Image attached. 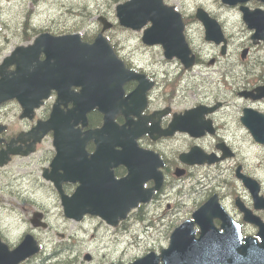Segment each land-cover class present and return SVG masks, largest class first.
I'll list each match as a JSON object with an SVG mask.
<instances>
[{"label": "water", "instance_id": "water-1", "mask_svg": "<svg viewBox=\"0 0 264 264\" xmlns=\"http://www.w3.org/2000/svg\"><path fill=\"white\" fill-rule=\"evenodd\" d=\"M245 1L247 0H222L229 5ZM240 9L247 27L255 29L251 36L254 42L264 39V11L259 8L250 10L243 5ZM116 15L120 24L133 29H139L147 21H151V26L144 30L142 40L149 44L162 43L165 56L183 57L186 66L192 63V57H187L189 48L182 33L181 16L172 7L164 6L162 0H128L116 7ZM197 17L205 26L207 40H214L216 43L222 40L219 26L202 9L198 10ZM99 19L104 24L103 28L110 26L104 18ZM245 53L246 49L242 56ZM41 54L44 55L43 59H40ZM11 65L14 66L13 69H9ZM120 74L121 63L100 33L91 43L82 41L79 34L53 36L41 33L32 44L17 46L0 64V103L16 99L23 109L21 116H29L33 108L48 96L50 88L59 90L61 84L71 83L80 85L88 92L82 95L83 100L90 102L92 98L103 113L104 125L93 132L99 139V148L126 146L123 156L127 159L129 154L143 155L140 159L131 157V160L145 161L146 165L141 169L132 166L129 177L121 181L125 185L124 192L113 191L110 187L107 192L99 187L95 190V202L90 203V206L79 203L83 197L77 191L69 197L62 195L64 213L68 217L79 219L84 213H91L100 215L108 223L116 224L117 218H123L131 207L136 206L139 201L148 200L151 189L142 188L145 179L153 177L156 180L155 189L162 182V174L157 170L161 165L158 156L139 149L135 143L138 134H131L132 131L125 124L118 126L114 122L116 114L124 113L118 102V95L122 94L121 83L125 78L111 79L112 75L115 77ZM257 91L258 95H264V87ZM66 97L59 94V98ZM57 111L58 108L54 106L49 119L36 127L35 134L53 128L57 129L55 136L58 138L77 137L74 126L78 123L79 116L84 117L83 123L86 122L85 110L76 103V106L63 112L64 115L60 117L56 116ZM252 131L254 137L264 143V128L255 126ZM107 137L112 141L106 142L104 139ZM59 144L57 141L56 145ZM117 153L114 152L115 157ZM74 155V150L65 157L58 151L51 162L53 170L62 168L64 178L72 182L78 179ZM183 157L182 155L181 158ZM3 161L0 160V163ZM128 179L132 180L131 184L127 183ZM244 182L253 194L255 207L264 208V198H258L254 194L255 183L246 176ZM55 184L58 187L57 182ZM243 218L258 225L256 236L261 241L253 236L242 238L238 225L228 216L214 194L192 213V220L186 219L173 229L167 248L161 249L159 254L151 251L130 264H159V261L162 264H264V222L251 217L246 210ZM214 219L220 221L219 227L214 225ZM194 224L199 227L197 236ZM37 251L38 245L30 235L25 236L12 250L0 241V264H18Z\"/></svg>", "mask_w": 264, "mask_h": 264}, {"label": "rangeland", "instance_id": "rangeland-1", "mask_svg": "<svg viewBox=\"0 0 264 264\" xmlns=\"http://www.w3.org/2000/svg\"><path fill=\"white\" fill-rule=\"evenodd\" d=\"M122 1L124 0H0V61L16 45L25 42L20 33L25 24L36 31L57 26V31L75 30L91 37L100 29L97 16L102 15L112 22L104 35L120 57L139 65L153 62L163 71L181 73L183 79L178 88L184 89L183 93L186 92L185 86H190L195 91L194 101L214 98L222 100L224 106L220 109L221 120H232L238 130L246 132L238 121L241 107L255 105L264 108V101L257 104L239 98L236 94L239 87L228 84L227 78L232 73L246 74L264 70V41L252 45L251 31L243 23L237 5H223L220 0H178L187 17V41L199 58L193 68L184 70L176 60L165 62L159 46L143 45L139 32L125 29L117 23L115 6ZM247 5L250 8L258 6L264 9V3L256 0L248 1ZM198 6L205 8L221 22L228 38L225 54L220 53L218 46L204 40L201 23L193 16ZM244 47H248L249 52L245 59H241L240 52ZM182 147L183 145L168 144L166 152ZM239 148L236 156L216 166L200 169L193 176L178 182V193H175V189L167 196L177 207L170 209L163 219L160 220L157 216L162 208L152 206L148 208L146 215L141 214L142 219L135 220L134 211L125 223V228H109L98 216H87L80 222L67 219L54 194L47 188H36L38 204L44 205L52 228L63 233V237L53 230L38 231L36 238L43 246L42 252L25 264H57L65 261L71 253H78L81 264H105L111 259L132 261L148 250L159 252L161 247L168 244L172 228L190 217L209 191L221 194L230 209L234 193H240L249 199L241 182L234 176L236 163H242L249 175L264 184V148L252 149L244 142ZM260 162L261 168L258 167ZM20 164L25 165L26 161ZM17 210L12 204L0 206V226L10 233L12 240L18 237L21 230L16 228ZM84 252L93 255L91 262L83 260Z\"/></svg>", "mask_w": 264, "mask_h": 264}, {"label": "flooded vegetation", "instance_id": "flooded-vegetation-1", "mask_svg": "<svg viewBox=\"0 0 264 264\" xmlns=\"http://www.w3.org/2000/svg\"><path fill=\"white\" fill-rule=\"evenodd\" d=\"M166 3L177 5L178 9L183 12V7L179 1L166 0ZM184 20L186 22V17ZM57 28V26L48 27L45 30L57 34L67 32V30L57 31ZM22 32L25 41H31L35 36V34L31 35L26 33L27 31L24 29ZM92 37L90 40L85 41L91 42ZM40 59H43V55L40 56ZM123 60L127 71H133L141 76L139 78L130 77L124 81L122 85L123 96L118 99L122 102L124 113L116 115L115 122L118 125L125 124L126 128L133 129L134 131L145 130L143 134L137 137L138 145L159 153L158 155L162 161V167L160 169L163 176L162 187L158 191L153 192L148 202L140 203L133 210L135 211V220L142 219V215H146L148 208L152 206L162 208V212L157 216L160 220L163 219L170 209L177 207L176 204H173L167 199V196L168 193L175 189V193H178V182H182L183 179L190 175L193 176L200 169L221 164L228 158L225 157L214 163L187 164L182 161V154L190 152V157L203 159L210 156H220L224 153H230L232 155L229 157H234L240 149L239 146L241 147L242 142L252 149L264 148L262 144L256 141L252 132L238 130L232 120H221L220 109L224 106L222 100L214 98L212 100L194 101L195 91L190 86H185L186 92L183 93L184 89L180 90L178 88V85L183 79L181 73L163 71L157 68L153 62H148L146 65H139L125 59ZM170 60L176 59L164 58L165 62ZM198 60L199 58L195 54L196 64ZM243 81H246V83H243ZM227 83L232 84L236 88L239 87L236 90V94L238 93L239 95V92L242 90H251L256 86L262 85L264 83V71L246 74L232 73L227 78ZM61 86L63 92L68 96L81 91V86L74 83L69 85L61 84ZM137 87L140 90L134 98V111H131L128 107V104L131 102L130 94ZM57 96L58 90L52 88L49 96L34 109L31 117L23 118H20L22 107L16 99H10L0 103V154L16 149L24 150L23 153L9 152L7 155L3 154V158L7 157V161L0 164V206L3 207L12 204L18 209L15 212L17 215V226H15L21 229L18 237L12 240L9 237L10 233L0 226V238L9 247L17 245L27 233L32 234L36 238L37 232L40 230H53L57 234L63 235L56 228H52L44 205L38 204L35 197L36 188H47L54 194L55 199L60 202V193L53 182L47 177L49 175L47 173L50 172L51 160L55 155L53 133L49 131L47 133L40 132L35 135L30 134L39 122L49 118ZM246 99L257 104L264 101V97L259 99ZM216 103H219V106H215ZM89 105L87 104V106ZM197 105H202V107L188 114L191 120L185 123L187 130H175L169 134L158 135L163 130L170 129L181 122L180 118L175 117L176 114H182L185 110L194 108ZM71 106L72 102L70 101L65 104H60L63 110ZM213 106L215 108L212 111L206 113L202 111ZM96 107L95 105L86 113V124L84 126L77 125L78 136L75 139V146L69 148L75 150L77 167L88 175V185L91 182L89 176L107 170L110 166L109 158H111L107 152L98 153V138L90 134H85L87 131L102 125V114L97 111ZM244 107H251L259 111L260 116L264 114V108L255 105L242 106L238 113V121L243 128L242 116ZM247 115L248 122L249 120L258 121V118L252 112H248ZM261 121H264L262 116ZM194 123L197 124V128H195ZM202 130L203 132H201ZM20 134H23V136H20ZM168 144H178L183 145V147L168 153L166 152ZM108 150L109 148L107 147ZM138 157L141 158V155H138ZM22 161H26V164L21 165L20 162ZM238 164L241 163H236L235 168ZM129 165L142 167L145 166V162L141 160L134 161L129 162ZM241 165L242 170L247 173L243 168V164ZM111 169L116 179L125 177L128 173V168L125 165L113 166ZM177 169H183V175L177 176L175 174ZM58 172L61 173V170ZM154 183V180L148 179L144 182V186L147 188L152 187ZM60 184L63 192L70 195L80 185V182L76 181L72 183L64 180ZM213 193L217 194L220 202L228 208V212L239 222L243 235L251 234L253 225L243 220V212L235 205L236 196H240L243 204L250 208L253 213H256L262 218L264 217V212L254 209L252 199L250 198L247 200L243 195L234 193L231 203L232 209H230L225 204L223 196L215 191H209L206 198ZM83 197L85 198L83 202H90L91 195L89 191L84 193ZM36 211L41 213L40 220L44 221V223H40L41 225L33 224L32 217ZM131 213L132 211L127 214L126 219L121 221L116 228L121 226L125 228V223L130 219ZM215 224L219 225L217 220ZM29 260L27 259L21 264H25ZM75 260L76 258H74V264H81L80 260L77 263ZM107 262L127 264V261L122 259H112Z\"/></svg>", "mask_w": 264, "mask_h": 264}, {"label": "bare ground", "instance_id": "bare-ground-1", "mask_svg": "<svg viewBox=\"0 0 264 264\" xmlns=\"http://www.w3.org/2000/svg\"><path fill=\"white\" fill-rule=\"evenodd\" d=\"M162 13H165L163 10H161ZM202 23V22H201ZM52 88H50L51 90ZM110 141H112V139H110ZM73 151V149H69L68 151H63L62 150V154H65V155H69L71 152ZM124 153H126V150L123 151Z\"/></svg>", "mask_w": 264, "mask_h": 264}]
</instances>
